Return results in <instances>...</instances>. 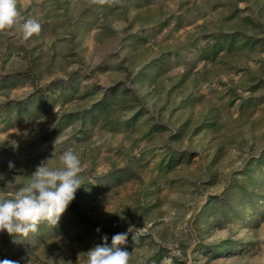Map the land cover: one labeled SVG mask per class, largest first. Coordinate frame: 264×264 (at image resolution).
Segmentation results:
<instances>
[{
  "label": "rangeland",
  "instance_id": "rangeland-1",
  "mask_svg": "<svg viewBox=\"0 0 264 264\" xmlns=\"http://www.w3.org/2000/svg\"><path fill=\"white\" fill-rule=\"evenodd\" d=\"M66 1L17 0L21 15L37 19L42 29L28 40L15 30L0 32V80L24 71L36 57H41L42 78L3 87L0 109L7 99H32L59 82L77 83L81 93L87 87L100 92L49 104L41 116L34 105L31 122H20L14 112L6 125L0 115V197H14L48 159L50 167H61L67 149L81 161L83 184L70 205L77 206L90 187L97 190L84 196L85 223L52 236L45 231L37 248L23 249L17 264H86L85 253L103 244L105 236L111 246L117 233L135 241L121 249L131 253L130 264H264L262 197L254 205L244 203L238 216L197 227L209 200L222 197L233 174L264 151L263 46L201 58L212 33L231 29L229 10L218 4L226 0H157L108 19L91 11L95 0ZM239 8L241 16L262 23L249 33L264 36V0L240 2ZM85 13L90 24L74 36L70 20ZM169 16L170 23L161 27ZM162 52L167 62L154 66L155 80L134 82L142 66ZM117 82L145 98V117L165 125L163 133L150 138L145 127L114 131L93 120L68 122L61 116H79ZM258 82L262 87L253 90ZM170 151L180 156L173 168L167 166ZM88 221L102 229L92 232ZM7 236L0 232V240Z\"/></svg>",
  "mask_w": 264,
  "mask_h": 264
},
{
  "label": "trees",
  "instance_id": "trees-1",
  "mask_svg": "<svg viewBox=\"0 0 264 264\" xmlns=\"http://www.w3.org/2000/svg\"><path fill=\"white\" fill-rule=\"evenodd\" d=\"M71 0H67V5ZM248 0H226L221 1L218 4H222L227 7L229 13L227 20L231 22L230 30H219L211 34V40L209 39L203 49L201 58L206 60H215L221 52L230 54L238 51H254L258 45H262L264 48V36H256L250 34L248 29L258 27L262 23L257 22L251 15L241 16V10L239 8L240 2ZM157 0H114L112 3H96L91 11L97 13L102 12L105 19L110 16H116L122 18L125 13L130 10H141L144 7L155 4ZM217 4V5H218ZM62 5V3H61ZM68 7L64 6L63 10H67ZM60 12V11H58ZM88 14L76 17L71 22V32L74 36H79L82 28H88L90 22L87 19ZM172 19V16L167 17L160 22V26H167ZM180 25V23H179ZM180 26H177L179 28ZM107 28L112 29L111 26ZM163 53V52H162ZM167 54L163 53L160 57L153 59L152 61L144 64L142 68L136 73L134 82L139 77L153 78L154 66L164 64L167 62ZM42 78V65L41 57L33 58L28 63L27 68L24 71H18L15 74H10L3 77L0 80V90L3 87L13 88L19 84L24 83L26 80H40ZM52 91L47 93L42 88L39 89V93L31 99V95L25 101H14L7 99L2 103L3 109H0V115L2 117L1 122L9 125L12 114L16 112L17 116L22 122L24 119L31 122V110L32 106L37 105L40 110V116L47 111L49 104H55L61 102L65 104L77 97L86 98L93 95H97L99 92L96 88L87 87L81 93L79 85L77 83L66 85L64 82L53 84ZM262 87V82H258L253 85L252 89H259ZM54 94V95H53ZM190 100V99H188ZM253 104V103H252ZM256 103H254L255 105ZM145 98L132 91L124 82H117L116 84L106 88L102 91L100 99H98L92 107L87 111L81 113L79 116L74 117L75 113H63L61 116L64 120L70 122L73 119H81L84 123L88 120H93L94 123H100L101 126L114 131L135 132L142 128H147L144 135H149L151 138L155 133H163L166 130V126L161 123H151L150 118L146 115ZM49 112V111H48ZM74 117V118H73ZM180 132L175 133L174 137H179ZM169 161L167 166L173 168L179 162V154L176 151L169 152ZM190 156V155H189ZM188 156V158H189ZM263 175V177H262ZM97 190L95 187H90L84 191L81 201L77 206H69L66 212L62 215L59 224L51 228L46 224H41L39 231L35 234H30L27 238L7 236L0 240V253L3 258H7L9 261H15L21 255L24 248L35 249L43 241L42 234L49 230V236L67 232L69 228L80 222H86L85 217L82 216V210L86 205V194H91ZM264 151L255 163L250 164L247 168L238 171L233 174L231 180L225 185L222 197H213L205 205L202 212L198 215L197 227L202 228L206 224H218L223 218H229V216L240 215V211L244 207V203L254 205L259 197L264 199ZM221 202V203H218ZM260 206V205H258ZM217 215L219 217L217 218ZM89 229L92 232H99L102 228L93 221H88ZM66 229V230H65ZM99 229V231H97ZM135 243V241L127 236L126 242L118 247L128 248Z\"/></svg>",
  "mask_w": 264,
  "mask_h": 264
},
{
  "label": "clouds",
  "instance_id": "clouds-1",
  "mask_svg": "<svg viewBox=\"0 0 264 264\" xmlns=\"http://www.w3.org/2000/svg\"><path fill=\"white\" fill-rule=\"evenodd\" d=\"M95 2L104 4L114 0ZM41 29L42 25L37 19H25L21 15L17 0H0V32L15 30L21 34L22 39L28 40L33 35H38ZM59 159L61 167H50L51 159H48L36 168L14 197H0V232L27 238L30 234L37 233L41 224L51 228L59 224L83 185L78 178L82 170L81 161L73 150H65ZM13 167V163L9 162V168ZM126 239V233L114 234L109 246L107 236L103 237V244L85 253L86 264H130L131 253L118 247ZM0 264L17 262L3 260Z\"/></svg>",
  "mask_w": 264,
  "mask_h": 264
}]
</instances>
